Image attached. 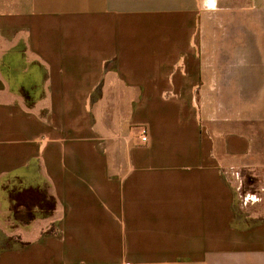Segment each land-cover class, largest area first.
<instances>
[{
  "label": "crops",
  "instance_id": "1",
  "mask_svg": "<svg viewBox=\"0 0 264 264\" xmlns=\"http://www.w3.org/2000/svg\"><path fill=\"white\" fill-rule=\"evenodd\" d=\"M246 167L264 199V0H0V264H264Z\"/></svg>",
  "mask_w": 264,
  "mask_h": 264
},
{
  "label": "rangeland",
  "instance_id": "2",
  "mask_svg": "<svg viewBox=\"0 0 264 264\" xmlns=\"http://www.w3.org/2000/svg\"><path fill=\"white\" fill-rule=\"evenodd\" d=\"M235 182L240 185L239 190L237 191V209L242 214H247L251 216L252 220H256L257 216H261L263 213V208L260 206L264 204L263 194L260 187L257 185L258 183V174L256 171L250 170V168H242L239 171L238 175H232ZM11 187H15L12 182H9L5 185V190L9 195L8 189ZM250 219V220H251ZM258 219V218H257ZM15 243H19L16 239H3L0 243V247H11L15 245Z\"/></svg>",
  "mask_w": 264,
  "mask_h": 264
},
{
  "label": "trees",
  "instance_id": "3",
  "mask_svg": "<svg viewBox=\"0 0 264 264\" xmlns=\"http://www.w3.org/2000/svg\"><path fill=\"white\" fill-rule=\"evenodd\" d=\"M14 219L29 223L35 217H48L55 209V199L45 192L19 187L9 191ZM24 207L21 212L20 208ZM37 208V209H35Z\"/></svg>",
  "mask_w": 264,
  "mask_h": 264
},
{
  "label": "built area",
  "instance_id": "4",
  "mask_svg": "<svg viewBox=\"0 0 264 264\" xmlns=\"http://www.w3.org/2000/svg\"><path fill=\"white\" fill-rule=\"evenodd\" d=\"M141 140H142V142L147 141V136H146V131L145 130L142 131Z\"/></svg>",
  "mask_w": 264,
  "mask_h": 264
}]
</instances>
